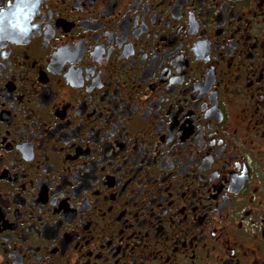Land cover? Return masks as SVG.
<instances>
[{
	"label": "flooded vegetation",
	"instance_id": "obj_1",
	"mask_svg": "<svg viewBox=\"0 0 264 264\" xmlns=\"http://www.w3.org/2000/svg\"><path fill=\"white\" fill-rule=\"evenodd\" d=\"M0 264H264V0H0Z\"/></svg>",
	"mask_w": 264,
	"mask_h": 264
}]
</instances>
